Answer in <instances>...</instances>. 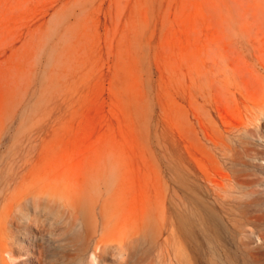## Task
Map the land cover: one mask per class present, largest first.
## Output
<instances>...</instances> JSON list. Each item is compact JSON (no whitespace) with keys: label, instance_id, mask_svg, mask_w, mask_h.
<instances>
[{"label":"rangeland","instance_id":"obj_1","mask_svg":"<svg viewBox=\"0 0 264 264\" xmlns=\"http://www.w3.org/2000/svg\"><path fill=\"white\" fill-rule=\"evenodd\" d=\"M226 262L264 264V0H0V264Z\"/></svg>","mask_w":264,"mask_h":264},{"label":"bare ground","instance_id":"obj_2","mask_svg":"<svg viewBox=\"0 0 264 264\" xmlns=\"http://www.w3.org/2000/svg\"><path fill=\"white\" fill-rule=\"evenodd\" d=\"M226 130V129H225ZM204 135H205V133H204ZM232 135V134H231ZM220 140V139H219ZM229 141V140H228ZM222 143H223V141H221ZM230 142V141H229ZM233 142V141H232ZM215 143V142H214ZM218 144V143H217ZM233 144V143H232ZM231 145V144H230ZM235 145V144H234ZM214 146H216L215 144H214ZM219 149V148H218ZM223 149H224V147H223ZM210 151H212L211 149H210ZM218 152V151H217ZM235 164V163H234ZM231 167H233V166H231ZM217 173V172H216ZM219 174V173H218ZM221 175V174H220ZM219 182V181H218ZM222 184V183H221ZM230 186V185H229ZM216 187V186H215ZM221 187V186H220ZM229 189V188H228ZM218 190V189H217ZM223 191H224V189H222ZM226 191V190H225ZM214 193V192H213ZM220 195V194H219ZM222 195V194H221ZM214 205H216V204H214ZM225 205V204H224ZM219 206V205H218ZM215 210V209H214ZM229 212V211H228ZM231 217V216H230ZM239 239V238H238ZM238 241V240H237ZM238 243V242H237ZM237 247V246H236ZM207 252V251H206ZM229 256V255H228ZM227 258V257H226ZM225 258V260H227ZM227 263V262H226ZM227 264H229V263H227Z\"/></svg>","mask_w":264,"mask_h":264}]
</instances>
